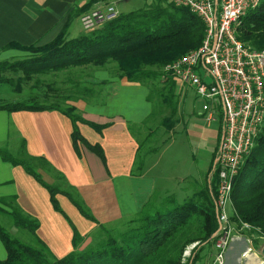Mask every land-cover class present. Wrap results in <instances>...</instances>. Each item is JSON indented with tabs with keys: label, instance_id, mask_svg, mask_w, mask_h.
I'll return each instance as SVG.
<instances>
[{
	"label": "trees",
	"instance_id": "obj_1",
	"mask_svg": "<svg viewBox=\"0 0 264 264\" xmlns=\"http://www.w3.org/2000/svg\"><path fill=\"white\" fill-rule=\"evenodd\" d=\"M94 2L91 0L80 8L77 16L87 12ZM67 25L66 22L59 34L43 45L22 46L15 42L5 45L1 50L16 49L27 55L0 61V85L11 84V81L1 78L6 71L19 72L25 78L64 73L69 95L56 102L33 100L30 103L0 105V111H56L72 123L70 138L77 156H80V148L85 147L105 163L100 146L90 145L80 134L78 124H84L97 133L108 125L85 121L68 103L81 100L103 104L108 81L91 83L87 79L92 78L96 71H105L110 78L126 79L148 89L146 99L152 109L142 125L158 118L166 110L169 115L162 118L158 126L172 129L178 105L175 90L179 85L170 75L159 70L201 45L205 27L195 14L187 8L174 6L169 0H153L140 9L118 14L91 31H82L74 38L68 37ZM236 37L256 50L264 49V0L240 18ZM158 126L153 130L150 128L149 135L141 142L137 141L133 163L136 171L141 170L144 157L158 148L149 147L143 152L144 144L156 135ZM130 132L140 138L133 127H130ZM218 136L220 144L221 127ZM20 149L22 152L17 157L0 146V158L13 167H20L46 190L52 210L61 215L71 229V250L61 258L54 256L37 235L39 222L19 208L16 197H6L0 199V216L9 217L14 227L26 231L31 239L22 241L0 224V241L6 251V258L0 260V264H196L203 249L210 247L218 226L214 165L218 149L211 157L203 187L190 197L180 203L172 197H164L155 206L150 202L135 217L113 223L110 227L93 217L77 192L44 159L27 154L24 140L20 141ZM33 160L56 174L67 190L46 183L37 168L31 165ZM57 196L65 197L82 218L93 224L92 239L83 248H80L83 236L61 209ZM230 215V220L237 227L249 226L243 235L251 238L253 247L259 249L264 244V123L234 179ZM194 243L197 245L184 262V251Z\"/></svg>",
	"mask_w": 264,
	"mask_h": 264
},
{
	"label": "crops",
	"instance_id": "obj_2",
	"mask_svg": "<svg viewBox=\"0 0 264 264\" xmlns=\"http://www.w3.org/2000/svg\"><path fill=\"white\" fill-rule=\"evenodd\" d=\"M90 1L0 0V61L27 55L16 49L1 50L8 43L15 42L22 46L49 43L59 34L66 22L67 34L78 36L82 28L79 23L81 14L77 16V13ZM95 1L87 11L96 8L100 3V0ZM87 81H108L104 103L90 104L79 100L70 102V105L85 121L108 125L101 133H97L84 124H78L82 137L90 145L100 146L105 163L85 147L80 148V156H77L70 138L72 123L56 111H0V145L6 142L11 144L8 133L13 130L16 142L19 139L24 140L27 154L44 159L51 169L59 173L64 182L77 192L100 224L116 223L138 215L155 198L158 188L155 170L158 162L151 161L154 154L144 157L141 170L136 171L133 166L139 138L131 134L130 127L146 126L142 123L151 112L146 99L148 89L126 79L110 78L105 71H96ZM138 132L141 134V129H138ZM210 162L211 159L209 164ZM38 173L46 183L52 184L46 181L45 178L50 177L44 171L38 168ZM163 184L168 188L167 178ZM6 197H16L19 208L39 222L37 235L47 244L54 256L60 253L66 255L71 250L65 248L64 251H59L64 245L62 238L65 236L61 228L57 230L58 222L50 216L48 222L43 218L45 207H51L46 190L20 167H13L0 158V199ZM62 199L66 198L57 196L61 209ZM63 212L65 213L64 210ZM65 215L68 217L66 213ZM59 216L60 226L66 224L72 236L69 225L61 215ZM69 220L71 221L70 218ZM72 224L75 226L73 222ZM90 224L91 226L79 227L78 232L83 236L93 227V224ZM0 244L3 247L1 241ZM249 246L245 236H237L225 252L224 264H257L255 255H248L246 258L241 256ZM208 250L209 257L213 253L211 245ZM0 256L5 259L6 251H0ZM208 257L204 258L203 264H208Z\"/></svg>",
	"mask_w": 264,
	"mask_h": 264
},
{
	"label": "built area",
	"instance_id": "obj_3",
	"mask_svg": "<svg viewBox=\"0 0 264 264\" xmlns=\"http://www.w3.org/2000/svg\"><path fill=\"white\" fill-rule=\"evenodd\" d=\"M120 0H100L97 7L79 17L83 31H91L115 18ZM262 0H169L195 14L205 27L201 45L162 71L179 87L190 88L202 101L201 116L207 126L217 121L222 129L221 141L214 159L217 174V229L212 237L210 264H224L225 252L237 236L249 226L237 227L230 220L233 182L264 123V49L256 50L236 37L239 20L258 7ZM231 212V211H230ZM242 252V258L255 255L257 264H264L260 250L252 245ZM183 253L188 257L190 250Z\"/></svg>",
	"mask_w": 264,
	"mask_h": 264
},
{
	"label": "rangeland",
	"instance_id": "obj_4",
	"mask_svg": "<svg viewBox=\"0 0 264 264\" xmlns=\"http://www.w3.org/2000/svg\"><path fill=\"white\" fill-rule=\"evenodd\" d=\"M152 1L153 0H120L116 4V10L118 14L127 13L132 10L140 9L150 4ZM74 28L78 29L76 26H74ZM76 36L77 34H68L69 38H74ZM159 72L161 73L162 70L160 69ZM1 78L5 81H11V84L0 85V105H12L21 102L30 103L33 100L42 103L56 102L59 99L67 97L70 93L68 88L69 85L65 84L64 73L33 75L29 78H25L19 72L12 73L6 71L1 74ZM162 80L163 77L160 81ZM175 93L177 95L178 105L177 113L173 118L174 126L172 129L168 130L165 127L158 126L162 118L168 117L169 113L166 110H164L158 118L146 123L145 128L141 125H138L137 128L133 127L135 131L141 129V134H139V141L141 142L146 135H149L150 128V130H153L158 126L156 135H153L143 146V152H145V150L147 151L149 147L154 148V146H158L151 160L152 162H158V167L155 169L157 171L156 176L158 177V188L155 192L154 201L152 200L151 202L155 205H159L164 197H172L180 203L203 187L205 175L209 168V161L219 145V124L216 121L211 126H207L203 119L204 117L200 115L202 101L187 87L178 86L176 87ZM68 103L70 104V102ZM147 103L149 102L147 101ZM149 105L152 109L150 103ZM8 135L12 140L11 144L9 145V143L6 142L0 146L5 147L12 155L17 157L20 156V152H22L20 149V139L16 142L13 130H10ZM30 163L32 166L36 167L37 170L38 168L41 169L50 177V179L46 177V181L48 180L49 183H52V185L62 190H67L63 182L56 177V174L43 164L40 162L37 163L34 160L30 161ZM165 178H167L168 181V188L163 184ZM58 198H60V196H58ZM61 204L62 209L75 224L77 229L80 230L79 227L81 226H91L88 221L76 212L66 199H62ZM44 211V220L48 222V216L53 218L52 220L58 222L57 230L61 228L62 234L65 236L62 238L64 245L59 251L62 252L65 248H68L67 250L69 251L71 249V234L67 225L63 224V226H60L59 221L61 217L55 214L49 205L45 207ZM227 211L230 214L231 208L227 207ZM0 224L14 237L25 242L30 241V235L24 230L15 228L9 217L0 216ZM112 224L113 223H106L104 225L110 227ZM240 229H238L237 226L235 228V230ZM93 230L94 226L83 234V244H81L80 248H83L91 241ZM187 248H190V245ZM208 249H210V247H205L203 249L199 263L203 264L204 258H206V256L208 257ZM0 251L2 253L5 252L1 244ZM191 251L192 249L190 253ZM64 255L65 253H60L58 256H55L61 258ZM188 257H184V262ZM210 258L211 255L208 257V264L211 263V260H209ZM3 259L4 257L0 256V260Z\"/></svg>",
	"mask_w": 264,
	"mask_h": 264
},
{
	"label": "water",
	"instance_id": "obj_5",
	"mask_svg": "<svg viewBox=\"0 0 264 264\" xmlns=\"http://www.w3.org/2000/svg\"><path fill=\"white\" fill-rule=\"evenodd\" d=\"M215 1H216V0H215ZM214 165H215V163H214ZM260 254H261V256L264 257V245H263V247H262L261 250H260Z\"/></svg>",
	"mask_w": 264,
	"mask_h": 264
}]
</instances>
